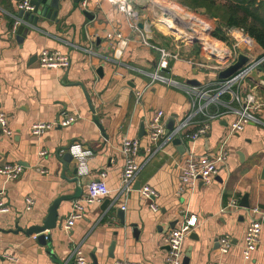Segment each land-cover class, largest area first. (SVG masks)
I'll return each instance as SVG.
<instances>
[{
    "label": "crops",
    "instance_id": "obj_1",
    "mask_svg": "<svg viewBox=\"0 0 264 264\" xmlns=\"http://www.w3.org/2000/svg\"><path fill=\"white\" fill-rule=\"evenodd\" d=\"M20 2L0 0V113L7 115L13 131V136L8 137L0 127V167L18 163L25 168L14 181L0 176V190H5V201L13 209L9 215L0 216V264H64L77 247L88 264H166L165 239L186 213L198 217L192 233L197 239L189 237L186 242V253L191 254L189 264H264V217L251 213L253 208L264 213V106L255 111L263 124H250L242 133L228 135L234 117L225 114L212 122L204 139L193 145L181 141L184 151L173 141L165 144V137L152 145L147 130L152 116L158 110L164 111L167 136L186 120L189 99L174 85L152 81L150 75L157 71L160 53L144 44L141 33L131 28L127 15L109 0H88L87 8L82 6L84 0H64L57 21L40 19L36 26L26 27L29 30L20 42L18 35L11 33ZM130 3L136 12L145 9L142 0ZM85 11L94 18H87ZM184 21L187 24L188 19ZM159 23L171 29L170 21ZM188 27L203 31L197 22L189 23ZM110 34H120L127 44L120 45L116 36L109 38ZM148 36L152 44L169 50L165 46L166 37H161L160 42L165 44L161 45L154 40L157 36L153 37V32ZM234 40L233 36L227 42L219 40L218 47L229 52ZM192 47L186 44L185 59L181 56L179 61L171 60L160 73L180 84L191 85L190 81H196L207 86L218 75L198 67L200 60L191 55ZM43 49L68 55L70 68L67 71L41 68L38 55ZM263 53L255 43L247 54L248 63L262 59ZM241 54L244 51H239L237 59ZM205 58L201 62L206 63L208 58ZM245 87V92H256L264 105V74L259 67ZM137 93L141 94L139 99ZM63 112L77 116V121L41 137L32 134L34 124L51 122ZM125 138L138 139L141 143L137 158L141 172L134 191L127 195L119 193ZM224 141L229 153L226 167L209 185L198 183L194 192L187 190L179 194V164L187 152L197 156L216 155ZM74 144L93 154L87 173L77 175L83 187L82 197L88 192V184L103 171L107 173L105 181L110 193L102 203L86 205L83 218L75 222L70 232L63 225L75 200L62 202L58 227L50 232L49 241L43 245L34 235L18 229L43 225L53 202L75 192L77 185L63 177L61 163ZM43 151L47 153L45 156L40 155ZM75 165V159L68 165V179L75 177ZM145 185L158 193V212H153L150 201L139 193ZM27 197L35 201L30 212L25 211ZM245 197L249 208L241 206ZM232 200L239 202V208L225 209ZM105 203L109 204L106 210ZM124 204L123 223L117 211ZM253 218H261L263 227L257 249L246 259L245 234ZM223 237H229L232 243L226 254L220 252L219 240Z\"/></svg>",
    "mask_w": 264,
    "mask_h": 264
},
{
    "label": "built area",
    "instance_id": "obj_2",
    "mask_svg": "<svg viewBox=\"0 0 264 264\" xmlns=\"http://www.w3.org/2000/svg\"><path fill=\"white\" fill-rule=\"evenodd\" d=\"M112 4L118 6L120 11L124 12L131 20V28L141 33V37L144 39V44L153 48L160 53V60L157 71L151 74L153 82H160L163 84L174 85L185 92L189 99L190 112L186 120L178 124L169 134L166 136L165 130V113L162 110H158L147 124V130L149 133V140L151 144H157L165 137V144L178 138L181 141L190 142L194 144L200 139H204L210 132L211 124L223 115L228 114L234 117V120L229 127V136L242 133L250 124H263L255 114V111L264 106L261 100L258 99L256 92L249 90L245 92V85L252 73L258 69V67L264 61V58L259 60H253L248 63L243 69L233 75L227 80L213 81L207 86H192L189 84H180L176 81L170 80L161 75L160 71L167 67V64L173 61H179L181 55L179 52L169 51L158 45L151 43V38L148 36L151 31L148 25L145 24L144 28H139V21L137 12L132 8L131 0H109ZM88 0H84L82 6L87 8ZM35 7L32 5V0H21L18 6V12L21 11L33 13ZM19 13L14 15V24L12 25V35H17L20 26L33 27V25L19 17ZM142 30L146 31V34H142ZM211 30L207 32V41L212 44L213 51L221 53V58L216 61L212 58H218V55H213L208 58L206 63L198 61L197 65L201 68H206L209 71L216 72L219 75L220 72L227 69L234 64L237 59V54L240 50L244 51L253 49L255 42L242 30L232 29L229 31L228 36L235 37V43L232 45V50L229 52L223 51L220 47V41L215 39ZM149 33V34H148ZM119 39L120 45H126L127 40H123L120 34L114 35ZM113 35H109V38H113ZM241 36V38H240ZM203 48L206 49V45L200 40ZM89 54H94L93 51L87 50ZM213 61H216L215 63ZM38 62L41 68L64 70L67 71L71 66V60L68 55L61 54L58 51L43 49L38 55ZM212 62V63H211ZM138 99L141 97L140 93H137ZM77 116L69 115L63 112L58 119L51 122H38L32 127V134L36 137H41L45 133L57 128H67L73 125L77 121ZM0 127L2 134L8 137L13 136V131L9 128L8 118L5 113H0ZM148 147V152L151 153V149ZM141 150V143L138 139H123L121 152L124 158V167L121 175V184L119 193L127 195L129 192L134 191V184L141 172V166L137 162L138 155ZM70 153L74 156V159L79 168V172L86 174L88 171V161L93 156L90 150L84 149L79 144H74L70 147ZM45 151L41 152V156H45ZM229 153L227 151V142L224 141L216 155H202L197 156L192 151L187 152V156L183 162L179 164L180 175L178 184V193L182 194L187 190L194 192L197 188V184L209 185L218 175V173L224 169L228 162ZM23 165L18 163H6L0 167V176L4 177L6 181H14L18 179L24 172ZM44 173V171H43ZM107 173L105 171L100 173L98 179L92 180L88 184V192L83 197L74 201L72 212L63 225L67 232H70L75 222L78 219L83 218L86 205H92L95 203H102L104 198L110 193L106 185ZM139 193L145 200L150 201V208L153 212H158L159 207L156 204L158 198L157 191L148 186H143ZM26 207L25 211H32L35 201L31 197L25 199ZM239 208V202L232 200L225 209ZM121 209L126 210V204L122 205ZM11 206L5 201V190H0V216L9 215L12 212ZM251 213L254 215H260L264 217V213L258 209L253 208ZM198 217L196 215H189L186 213L179 223V225L171 230L165 242L168 246V252L166 254V264H183L186 256V242L190 235L197 227ZM262 220L261 218L250 219L245 234V245L243 248V255L246 259L257 249L262 232ZM37 235H34V239L37 240ZM220 252L226 254L232 247L231 239L229 237H223L219 240ZM11 261L17 259L13 257H7ZM88 264L87 259L83 255L80 248H76L73 251L72 257L64 264ZM124 264H138L126 262Z\"/></svg>",
    "mask_w": 264,
    "mask_h": 264
},
{
    "label": "water",
    "instance_id": "obj_3",
    "mask_svg": "<svg viewBox=\"0 0 264 264\" xmlns=\"http://www.w3.org/2000/svg\"><path fill=\"white\" fill-rule=\"evenodd\" d=\"M61 1H64V0H32V5L35 7L34 12L28 13V12L21 11L19 13V17L30 22L33 26H36L40 19H48L51 21H57L56 18H57V15L59 13V10L61 8V3H62ZM74 1L79 2L80 0H74ZM85 15L89 19L94 18V16L91 13H88L87 11H85ZM163 15H164V18L172 17V16H170L169 12H164ZM173 19H174V17H173ZM139 28H141V29L144 28V25L142 23H139ZM27 29L28 28H26L24 25L19 27L17 35H18V39H20V42L22 41V36L25 34ZM198 41L199 40L196 38L195 39H193V38L189 39V42H192V43H198ZM243 49H244V54H241L238 57L236 63L232 64L227 69H225L224 71L219 73L218 78L220 80H227V79L231 78L233 75H235L237 72H239L249 62V58H248L247 54L250 52V50L245 49L244 46H243ZM189 83L193 86H199L200 85V83H198L196 81H190ZM144 130H145L144 127H142L141 132L142 133L145 132ZM173 143L175 145H177L180 150L184 151L185 148L182 145V142L180 139H178V138L174 139ZM73 161H74V156L69 151L68 153H66L64 155V157L61 160V163L63 165V177L66 180H68L69 183H76V185H77L75 192L71 195H63V196L57 198L53 202V204L51 205V207L49 209L48 215L43 222V225L31 226L26 230L18 229L19 232H22V233L29 235V236L37 235L38 236L37 240L39 241V243L46 245V243L50 239V232L58 227V218H59L58 209H59V206L61 205V203L78 200L83 195V187L81 184V180L77 176L79 173V168L77 165H75V168L73 171V174L75 175V177L70 178V179H68L66 177L68 165L73 164ZM108 205L109 204L105 203L104 210H106L108 208ZM241 206L245 207V208H249V205L247 203V197H245L242 200ZM117 216L124 223V212H123V210L118 209ZM171 227H173V225H171ZM190 238L191 239H197V237H195L194 234H191ZM190 257H191V254L189 251L186 253L183 264H189ZM71 264H74V263H71Z\"/></svg>",
    "mask_w": 264,
    "mask_h": 264
},
{
    "label": "trees",
    "instance_id": "obj_4",
    "mask_svg": "<svg viewBox=\"0 0 264 264\" xmlns=\"http://www.w3.org/2000/svg\"><path fill=\"white\" fill-rule=\"evenodd\" d=\"M190 11L199 13L215 22L214 38L223 42L229 40L232 29L242 30L264 51V0H173ZM196 48L198 43L189 42ZM264 58V53L263 56ZM264 74V61L259 66ZM217 75V73H216ZM218 78V77H217Z\"/></svg>",
    "mask_w": 264,
    "mask_h": 264
},
{
    "label": "rangeland",
    "instance_id": "obj_5",
    "mask_svg": "<svg viewBox=\"0 0 264 264\" xmlns=\"http://www.w3.org/2000/svg\"><path fill=\"white\" fill-rule=\"evenodd\" d=\"M142 3H144L145 9L144 10L142 9L141 12L137 11L138 21L142 24H146V23H143L141 20L148 21L147 23L149 24L148 28L151 32H153V37L157 36L156 37L157 39H154L155 41L159 42L160 44L161 43L160 41H163L162 38L166 37L168 42H166L165 44L167 45H165L162 42L163 45L167 46L168 49L173 52L174 51L179 52L180 55L183 56V58L185 59L187 55V52L184 50L185 45L189 44V39L196 38L199 40L198 45L200 47V53L199 55H197L196 48L192 47L190 48V51L192 53L191 55H194L195 58L198 57V60L206 59L205 57L209 55L208 47L212 46V44L209 41H207V38H208L207 32L211 30L212 31L211 34L213 33L214 28H215V22L213 20H210L207 17L199 13L190 11L189 9L180 6L178 3H176L173 0H142ZM161 5L163 9L169 8L173 10L174 13L170 14L169 12L170 16L173 15V17H175L181 24L177 25L173 20H171L170 17L164 18V15H163L164 11L159 7ZM160 19L170 21L171 24L169 23V25L171 26L172 30L169 29L168 26L165 27L164 25L160 24L159 23V21H161ZM181 19H184V20L188 19L189 23L192 22L194 24L195 22H197L203 28V31L198 32L199 29L198 30L196 29L194 31V28L190 29L189 27L188 29H186V25H188L189 23L187 22L186 24V21L181 20ZM192 26L194 27V25ZM167 30H169L170 32ZM200 40L205 43L207 50H205L202 44H200Z\"/></svg>",
    "mask_w": 264,
    "mask_h": 264
},
{
    "label": "bare ground",
    "instance_id": "obj_6",
    "mask_svg": "<svg viewBox=\"0 0 264 264\" xmlns=\"http://www.w3.org/2000/svg\"><path fill=\"white\" fill-rule=\"evenodd\" d=\"M159 5V4H158ZM160 8L164 11V12H170V14L171 13H174V11L173 10H171V9H169V8H164L163 9V7H162V5L160 6ZM178 15H179V13H178ZM177 25H180L181 23L174 17V19H173V15H172V17H170ZM183 35V34H182ZM208 51H209V55L210 56H213V55H218V59H220L221 58V53H219V52H217V51H213V49H212V46H209L208 47Z\"/></svg>",
    "mask_w": 264,
    "mask_h": 264
}]
</instances>
